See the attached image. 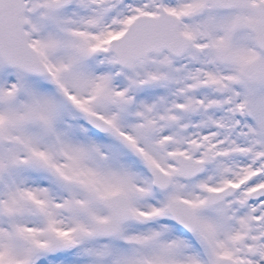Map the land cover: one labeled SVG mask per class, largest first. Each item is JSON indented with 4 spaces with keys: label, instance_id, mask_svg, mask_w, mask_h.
Here are the masks:
<instances>
[{
    "label": "snow or ice",
    "instance_id": "6c2138e0",
    "mask_svg": "<svg viewBox=\"0 0 264 264\" xmlns=\"http://www.w3.org/2000/svg\"><path fill=\"white\" fill-rule=\"evenodd\" d=\"M0 264H264V0H0Z\"/></svg>",
    "mask_w": 264,
    "mask_h": 264
}]
</instances>
